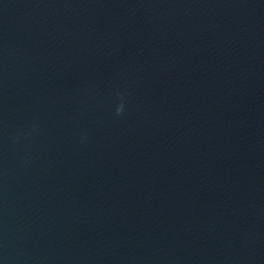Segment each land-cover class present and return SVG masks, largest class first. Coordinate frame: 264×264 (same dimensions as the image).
<instances>
[{"label": "clouds", "instance_id": "9594fccd", "mask_svg": "<svg viewBox=\"0 0 264 264\" xmlns=\"http://www.w3.org/2000/svg\"><path fill=\"white\" fill-rule=\"evenodd\" d=\"M118 96H120L121 99V103H119L116 107V115L120 116L123 114L124 110H125V104L123 103V96L120 93H117Z\"/></svg>", "mask_w": 264, "mask_h": 264}]
</instances>
